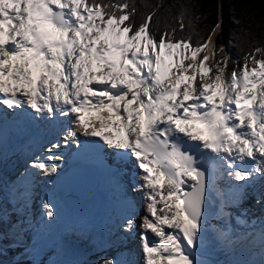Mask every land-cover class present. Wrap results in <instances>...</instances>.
<instances>
[{
    "label": "snow or ice",
    "instance_id": "obj_1",
    "mask_svg": "<svg viewBox=\"0 0 264 264\" xmlns=\"http://www.w3.org/2000/svg\"><path fill=\"white\" fill-rule=\"evenodd\" d=\"M135 12L129 0H0V105L71 117L66 142L78 143V129L134 158L144 264H201L206 166L241 182L264 175V59L249 68L245 56L229 77L226 57L213 74L209 55L198 56L222 21L193 44L175 28L157 39L153 14L135 26ZM33 166L57 171L40 158Z\"/></svg>",
    "mask_w": 264,
    "mask_h": 264
},
{
    "label": "bare ground",
    "instance_id": "obj_2",
    "mask_svg": "<svg viewBox=\"0 0 264 264\" xmlns=\"http://www.w3.org/2000/svg\"><path fill=\"white\" fill-rule=\"evenodd\" d=\"M217 31L218 29L216 32ZM214 34L212 36V42ZM212 42L208 44L207 49H204L205 52L203 53H205V55H208L210 52ZM216 60L219 61L220 58L217 56ZM65 119L66 117L64 116L60 117V120ZM68 120H71V117ZM45 125L48 128L47 119L45 120ZM34 130L42 134L31 136V130L29 131L27 127H23L22 125L19 128L20 136L23 137L22 142L29 146L28 149L33 148L32 143L45 142V138L42 136L45 134V132L39 130L37 125L35 126ZM35 138L36 141H34ZM21 144L22 143L15 145V149L16 151H19V153L15 155L13 162V155L11 152L15 149L12 148L11 144L8 145L9 147L7 146V149L0 151V209H2L1 206L3 204L5 208L10 206L9 203L6 202L5 197L7 192L9 193L11 190H13L12 187H8L9 170L12 169V171H15V168H21L31 153L29 150L22 151L23 149L20 146ZM66 147L67 144L63 143L58 149H56V152L52 151L51 155L61 154ZM35 151L36 150H33V153H35ZM48 156L49 153L46 157L47 160ZM56 162V159L47 161L48 164H55ZM32 165L33 164L28 166L31 168ZM42 171L44 170H41V172ZM30 172L31 170H28L27 168L23 170L22 175L15 179L14 186L15 188L21 187L20 189L24 191V200L22 202V198H20L19 201L22 203L20 205L16 204L13 210L16 212L23 210V214L28 216L27 220H29V214L27 210H37L38 218L33 223L34 226L36 224L35 227H41L43 232H41L40 236L39 234L36 235L35 232L33 235L30 233L26 235L24 238L26 239L28 245H26V248L23 250L19 249L17 252L15 251V256L22 254L21 258H23L26 264H95V260H97L98 256L101 255L109 257L111 253L118 250L119 245L121 249L120 255L122 258H126L124 264H144V253L140 243L141 240L139 241V244H137L138 238L135 239V243L131 244L129 248L126 247L125 242L128 239L129 241L133 240L135 234L132 232L133 238L129 236L131 234L130 230V234H123L125 230H128L126 228L127 219H134L135 224L133 228L137 229L138 226L141 225V219L146 210L144 191L142 188L138 187L142 183L140 180V171H137V175L133 181L130 179L126 181L125 179L111 178L106 192V202L104 206L99 208L92 222L89 220V215L95 208L96 199L94 197L79 202L69 214L65 216L60 215V199H52L54 195H48V193L51 191L50 186L47 184V177L49 174L45 173L44 180L40 181L38 185L39 187H37V189L30 194L29 191L33 188V186L29 187V190L26 188V186H31L29 185L31 179L27 178ZM221 173H225V177L227 179L233 180L227 176L226 171L224 170H221L220 173H214V171L210 172L208 186L211 191H207L206 197L209 202H213L214 200L213 190L216 187L218 180L222 177L220 175ZM38 176L39 175H37L35 178L34 174V179H37ZM31 177H33V174H31ZM261 180L263 182L262 187L264 188V175H261ZM134 188L136 189L137 193V197L135 198L132 194L133 192L135 193ZM124 189L129 190L127 196L122 194ZM39 193L40 196L38 195ZM33 194L35 196L34 198H32ZM247 194L253 195L250 191H247ZM263 195L264 191L256 190V194H254V196L251 198V202H253L251 206L249 204H242L237 200H232L229 203L232 208H229V210L225 211L224 209L222 210L220 208L211 216L203 217L201 229L202 244L196 253L197 259L200 262L203 261L204 263L208 262L210 264H241V262L238 261L243 260L248 264H264L262 260V257H264V215L260 217L261 213L264 212L262 208L264 206ZM122 198H124L123 202H121ZM30 201H34L36 204L32 205ZM45 202L50 203L54 209V215L51 218L47 216L44 209ZM127 202L130 203V206L126 205ZM116 205L117 210L114 212L113 208L116 209ZM2 215H4V217ZM102 215L108 217L107 220L111 222H101V218L99 219V216ZM0 217L3 218L0 219L2 222H6L10 219L6 212H1ZM253 219H257L256 224L257 231L259 232V240H245L246 235L249 236L255 231L254 228H249V226L246 224V222H250V220ZM136 220H139L140 224ZM216 220H218L220 225L216 226ZM112 223H114L113 226ZM7 224L10 223H6L5 225L0 223V231H2L0 232V236L2 238H5L4 229H6L5 227H7ZM103 231H113L116 233L120 232L122 235H124V237L121 234L115 235L118 241L121 240L120 243L115 246L117 249H114V247H108V245H114L111 244V242L108 241L109 244L108 242H104L106 241V238L103 236V234H101ZM148 238L153 241L156 239L151 233H148ZM261 240H263V243L260 242ZM74 242H77L78 245L84 249V256L86 255V257L83 259L77 258L66 260L64 258L66 248L68 245ZM256 246H259L260 248L257 249ZM0 250V264H12V260L6 259V257H4V250L2 248ZM126 250L128 251L129 255H126V253L122 254L123 252H127ZM12 254L13 252H11L9 255ZM7 258H9V256Z\"/></svg>",
    "mask_w": 264,
    "mask_h": 264
},
{
    "label": "trees",
    "instance_id": "obj_3",
    "mask_svg": "<svg viewBox=\"0 0 264 264\" xmlns=\"http://www.w3.org/2000/svg\"><path fill=\"white\" fill-rule=\"evenodd\" d=\"M129 3L136 8L131 18L135 26L153 14L150 31L157 39L166 29L171 32L175 28L177 38L191 35L193 44L197 40L203 42L221 14L220 32L234 39L236 57L242 59L253 55L256 48L264 49V0H129ZM181 22L185 25L183 30Z\"/></svg>",
    "mask_w": 264,
    "mask_h": 264
},
{
    "label": "rangeland",
    "instance_id": "obj_4",
    "mask_svg": "<svg viewBox=\"0 0 264 264\" xmlns=\"http://www.w3.org/2000/svg\"><path fill=\"white\" fill-rule=\"evenodd\" d=\"M218 21H221V14H218L217 16V22ZM238 27V26H237ZM212 33V32H211ZM214 45V46H213ZM223 48V51H220V49ZM234 39H229V37H225L222 35V33L220 32V28L218 29V31L214 34V37H213V42H212V47L210 49V52L208 53L209 55V61H207V63L213 68V74L214 72L216 71V63H217V60H216V57L218 56L220 58L219 61H222L224 60L226 57H230L228 60H227V67L225 69V75L226 76H231V73L233 71H236V72H239L243 66L245 65L246 61H245V58H242V59H239L238 57L235 56V49H234ZM213 50H215V54L213 55ZM204 50L201 51V53L199 54L198 56V59L202 58L205 53ZM248 57V60H247V64L249 66V68H252V67H257L255 61L258 60V59H264V53L261 51V52H255L253 55L251 56H247ZM48 144V143H47ZM55 144H63V143H60V142H57ZM53 143V145H55ZM51 148V147H50ZM48 149H46V151L44 153H42V151L40 152V150H36L35 151V154L38 155V156H35V154H33L32 156H30V158L28 160L25 161L24 165L21 166V169L22 170H25L28 168V170H31V172L29 173V175L27 176V178L29 179H32L35 180V181H40V178L39 180L38 179H34V174H35V178L37 176L38 173H33V172H37V167H32L30 168V166L28 165H31L34 163V161L37 160V158H40V159H43L46 163H47V154L49 153L48 152ZM29 150L31 153L30 155L33 153V150L30 148V149H27ZM53 151H57L56 149H54ZM29 162V163H27ZM23 174V173H22ZM21 174V175H22ZM31 174H33V177H31ZM39 187V186H38ZM135 189V188H134ZM133 197H137V193H136V189H135V193L133 192ZM40 196V193L38 194ZM254 196V194H253ZM29 197V196H28ZM32 197V196H30ZM34 194H33V198H34ZM263 198H264V195H263ZM30 199V198H29ZM31 200V199H30ZM138 200V199H136ZM32 205H35L36 203L34 201H30ZM116 209L113 208L114 212L117 210V206L115 207ZM263 208V207H262ZM129 209V208H127ZM33 215H38V211L35 210V209H32L31 210ZM28 212V210H27ZM7 213V212H6ZM24 211L23 210H20V211H17L16 213L14 211L11 212V216L9 220H7L6 222H2L0 221V223L3 225H5L6 223H10V224H7V227H5L6 229H4V233H5V238H2L0 236V246L1 248L4 250V254L6 257V259H11L13 256H15L14 254H16L14 252V250H19V249H24L23 247L26 246V239L24 238L26 235H28L29 233L30 234H34V229L33 227L29 226L30 223H29V220L28 219V216L27 215H24L23 214ZM29 214V219L31 222H34V216L31 217V214L28 212ZM146 214V210H145V213L144 215ZM143 215V216H144ZM4 217V215H2ZM31 217V218H30ZM3 219V218H2ZM36 219V217H35ZM139 224H140V221L139 220H136ZM222 221V220H221ZM108 222H111V221H108ZM141 222H142V219H141ZM216 226L217 225H220L218 223V220H216ZM249 222H247V225H248ZM117 224V223H116ZM20 225V226H18ZM14 226L18 227V229H14ZM112 226H113V223H112ZM6 230V231H5ZM139 230H141V225L138 226L137 229H131L130 231L127 230L125 233L123 232V234H130L129 236L131 238H133V234L132 232L135 234L133 240L129 241V239L125 242L126 244V247H129L130 248V245L131 244H134L135 242V239L138 238L139 236ZM2 232V231H0ZM130 232V233H129ZM119 234L122 235V233L119 232ZM124 237V235H122ZM24 238V240H23ZM128 238V236H127ZM133 241V242H132ZM129 242V243H128ZM137 244H139V241L137 239ZM141 243V241H140ZM132 247V246H131ZM257 249L260 248L259 246H256ZM0 248V249H1ZM114 249H117V248H114ZM120 246L118 245V250H116L115 252L111 253L110 256H98L97 260H95V264H101V261L102 260H108V259H111V260H114L115 261V264H124L125 261H126V258H122V256L120 255ZM1 251V250H0ZM127 251V250H126ZM11 252H13L12 255H9ZM17 252V251H16ZM126 255H129L128 254V251L127 252H123L122 254H125ZM9 256V258H7ZM86 255L80 257V259H83L85 258ZM135 257V255H134ZM130 259V258H129ZM66 260H69V259H66ZM239 260V259H238ZM262 260L264 262V257H262ZM3 261V260H2ZM13 261V260H12ZM124 261V262H123ZM238 262H241V264H248L247 262L243 261V260H239ZM21 264H25V262L21 263ZM201 264H210V263H204L203 261L201 262Z\"/></svg>",
    "mask_w": 264,
    "mask_h": 264
},
{
    "label": "water",
    "instance_id": "obj_5",
    "mask_svg": "<svg viewBox=\"0 0 264 264\" xmlns=\"http://www.w3.org/2000/svg\"><path fill=\"white\" fill-rule=\"evenodd\" d=\"M205 202H206L207 207H206V212L203 217L210 216L211 214H213V211L215 210L211 205H208L207 201ZM82 254H83L82 249L79 247H74V246L69 247V249L66 252V256L69 258H73V259L80 257Z\"/></svg>",
    "mask_w": 264,
    "mask_h": 264
}]
</instances>
